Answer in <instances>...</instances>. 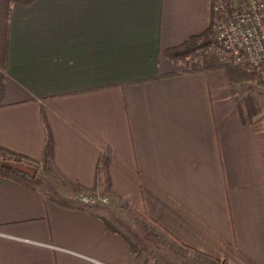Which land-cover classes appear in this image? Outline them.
Listing matches in <instances>:
<instances>
[{"label": "crops", "instance_id": "obj_1", "mask_svg": "<svg viewBox=\"0 0 264 264\" xmlns=\"http://www.w3.org/2000/svg\"><path fill=\"white\" fill-rule=\"evenodd\" d=\"M213 4L0 0V149L41 161L42 109L55 138L41 190L0 178V264H198L184 251L264 264V106L245 125L225 70L166 55L212 26ZM107 147L114 196L99 189L110 204L92 210L133 213L161 246L129 236L133 255L100 218L49 198L93 189Z\"/></svg>", "mask_w": 264, "mask_h": 264}, {"label": "trees", "instance_id": "obj_2", "mask_svg": "<svg viewBox=\"0 0 264 264\" xmlns=\"http://www.w3.org/2000/svg\"><path fill=\"white\" fill-rule=\"evenodd\" d=\"M35 1L36 0H9V3L11 5L18 4L24 7H29L33 5ZM214 40L215 32L213 26H211L206 32L201 35L191 37L183 45L166 50V55L169 59L174 61H186L191 55L208 49L212 45ZM198 69L204 72L215 70H225L227 72L231 80L232 90L235 95V100L241 119L245 125L252 124L255 118L261 113L263 105L258 95L239 91L237 86L244 85L248 82L263 83V73L248 72L246 69L241 68L239 66H234L232 64H224L221 62L217 63L214 61L207 62ZM41 116L45 128V144L41 161H35L25 155L13 152L5 148H1L0 178L20 183L34 190L42 189V178L37 176L36 172H31L29 169L25 168L26 166L41 164L45 170H48L50 167L55 166V138L53 130L49 124L44 109H42ZM112 159L113 150L111 147H107L99 159L97 167V181L93 189L88 190L81 186H73L72 184H68V187L78 189L86 195H94L98 192L99 189H103L104 191H106L107 195L114 196L110 175ZM49 198L64 209L83 210L97 218H100L112 233L117 234L127 240L131 247L133 255H136L138 251L142 249V246L138 242L132 240L129 235H127L122 230V228L116 221L112 220L111 218L102 213H97L93 211L91 206H87L79 202L70 201L66 199H59L53 197Z\"/></svg>", "mask_w": 264, "mask_h": 264}, {"label": "built area", "instance_id": "obj_3", "mask_svg": "<svg viewBox=\"0 0 264 264\" xmlns=\"http://www.w3.org/2000/svg\"><path fill=\"white\" fill-rule=\"evenodd\" d=\"M212 14L215 40L199 53L217 63L264 73V0H214ZM73 201L87 206L110 204L98 194H83Z\"/></svg>", "mask_w": 264, "mask_h": 264}, {"label": "rangeland", "instance_id": "obj_4", "mask_svg": "<svg viewBox=\"0 0 264 264\" xmlns=\"http://www.w3.org/2000/svg\"><path fill=\"white\" fill-rule=\"evenodd\" d=\"M207 57L205 56V54H204V56H202V54L197 52V53L191 55L186 60V63L190 64L191 66L193 64H200V66H201L207 62L212 61L211 60L212 57H208V58ZM263 78H264V73H263ZM244 86L245 87H242V85H239V86H237V88L239 91H242L244 93H253V94L258 95V97L262 96L261 102H263V104H264V82L263 83L248 82V83L244 84ZM33 167H35V168H33L32 171L36 170L37 176H38V173H39V175H41L44 178H47L50 175L49 173L42 174L41 168L38 164L33 165ZM48 191H49V189H47V192ZM78 198H79V196H78ZM102 198H104V197H102ZM116 218L117 217H113L112 220H114ZM117 220L119 221L118 223H119V226L122 228V230L127 235H129L131 238H133L134 240L142 241L144 239H151L152 241L157 243V245L161 246L162 239L160 238V236L158 237V236H154V234H152V233L150 234L149 230H147V227L145 226L146 224L143 223V221H141L139 218H136V216L133 213L126 211V212L122 213L121 216L119 217V219L117 218ZM185 252H187V251H184L183 253L181 252V254L178 253V255H180L181 257H185V258L190 257V258H193L195 260L197 259L198 264H201V262L199 263V261H201V259L199 258L198 255H195V254L189 255L188 252H187L188 254ZM159 254L160 253H158V255Z\"/></svg>", "mask_w": 264, "mask_h": 264}]
</instances>
